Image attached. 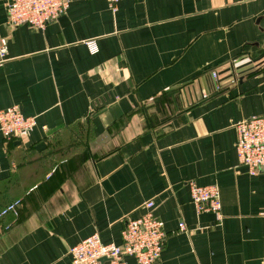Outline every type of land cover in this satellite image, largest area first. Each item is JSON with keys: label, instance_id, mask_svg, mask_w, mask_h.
I'll return each instance as SVG.
<instances>
[{"label": "crops", "instance_id": "1", "mask_svg": "<svg viewBox=\"0 0 264 264\" xmlns=\"http://www.w3.org/2000/svg\"><path fill=\"white\" fill-rule=\"evenodd\" d=\"M8 1L0 110L37 125L0 132V209L23 202L0 223V264H72L94 234L121 245L151 200L167 234L155 264H264V177L236 151V125L264 115V0H72L44 30L10 26ZM212 70L223 89L205 98ZM189 182L219 187L221 220L197 212Z\"/></svg>", "mask_w": 264, "mask_h": 264}, {"label": "built area", "instance_id": "2", "mask_svg": "<svg viewBox=\"0 0 264 264\" xmlns=\"http://www.w3.org/2000/svg\"><path fill=\"white\" fill-rule=\"evenodd\" d=\"M113 10L124 0H108ZM72 0H9L8 24L12 27L28 25L34 29L44 30L48 24L55 22L70 8ZM7 39L0 40V57L7 56ZM91 54L99 51L97 43H87ZM244 58L232 60L228 79L238 82L241 73L238 66ZM204 75V83L212 79L213 86H206L204 97L211 91L219 92L223 83L218 71L212 70ZM37 125L36 118L26 117L15 106L0 110V132L7 138H20L32 131ZM236 151L240 165L246 167L252 176L264 177V115L254 116L236 125ZM191 199L197 212L212 213L217 220L222 219L221 192L218 186H199L189 182ZM23 207L22 200H17L0 211V222L11 216L16 221ZM147 212L136 219H126L122 231V244H105L98 234L85 239L70 250L72 264H127L126 258L132 257L136 264H155L162 256L166 246L167 234L161 221L156 218L151 209L154 202L145 204ZM186 226L181 223L180 231L186 232ZM1 231V228H0Z\"/></svg>", "mask_w": 264, "mask_h": 264}, {"label": "trees", "instance_id": "3", "mask_svg": "<svg viewBox=\"0 0 264 264\" xmlns=\"http://www.w3.org/2000/svg\"><path fill=\"white\" fill-rule=\"evenodd\" d=\"M86 133L85 134H82V133H80V132H77L76 131V138H79L80 139V141H82V143H85L83 140L85 139V137L88 139L89 138V130L88 129H86ZM83 139V140H82ZM17 200H19V199H13V200H11V201H9L5 206H3V208H1L0 209V211L2 210V209H4L6 206H8L9 204H11V203H13V202H15V201H17ZM1 223V222H0Z\"/></svg>", "mask_w": 264, "mask_h": 264}, {"label": "rangeland", "instance_id": "4", "mask_svg": "<svg viewBox=\"0 0 264 264\" xmlns=\"http://www.w3.org/2000/svg\"><path fill=\"white\" fill-rule=\"evenodd\" d=\"M83 140V139H82Z\"/></svg>", "mask_w": 264, "mask_h": 264}]
</instances>
